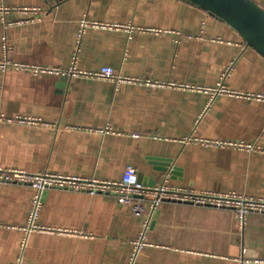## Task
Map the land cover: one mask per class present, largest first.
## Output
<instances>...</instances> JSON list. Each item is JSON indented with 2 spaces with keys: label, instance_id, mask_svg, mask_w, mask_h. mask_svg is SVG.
I'll return each mask as SVG.
<instances>
[{
  "label": "crops",
  "instance_id": "0c3cea01",
  "mask_svg": "<svg viewBox=\"0 0 264 264\" xmlns=\"http://www.w3.org/2000/svg\"><path fill=\"white\" fill-rule=\"evenodd\" d=\"M85 18L97 25L78 44ZM6 46L13 61L67 72L79 47L78 73L0 68V166L120 181L132 165L145 185L168 175L175 187L264 199V101L209 92L223 81L264 93V57L207 11L183 0H0V59ZM105 66L138 81L93 76ZM217 140L260 149L206 142ZM34 194L0 185V264H264V211L241 223L232 208L167 199L146 229L149 209L52 188L38 221L53 231L28 234Z\"/></svg>",
  "mask_w": 264,
  "mask_h": 264
},
{
  "label": "built area",
  "instance_id": "2783aa9c",
  "mask_svg": "<svg viewBox=\"0 0 264 264\" xmlns=\"http://www.w3.org/2000/svg\"><path fill=\"white\" fill-rule=\"evenodd\" d=\"M91 24L97 25V23H91V21H89L87 18L81 21L78 34V44L80 43L86 28ZM78 49L79 47H77V51L73 56V64L71 69H69V72L55 67H47L45 65L13 61L9 59V53L12 52V47L10 46H6L5 48V58L0 59V68L3 70L8 68L24 70L31 72L34 75H39L42 73H62V75L76 74L78 73L76 69ZM93 76L110 79L116 81L117 83L138 81L136 78L126 77L116 73L115 70L110 66L103 67ZM148 83L154 84L150 81H148ZM209 92L215 96L219 94H228L245 99L264 101L263 92L232 91L223 84V81ZM17 120L22 122L33 121V119L21 117H18ZM136 136L139 135L136 134ZM187 140L191 139L189 138ZM206 142L222 147H235L246 150L260 149V147L254 143H246L243 141L217 140ZM8 184H27L35 189L29 221L27 226L24 227L28 234L31 231H53V229L40 224L38 221L43 207L44 194L47 190L52 188H67L76 191H88L91 194L107 193L112 195L119 203L129 206L131 211L137 216L144 215L149 209L150 216H148L149 219L146 221V229L149 227V222L152 215L167 199L176 200L183 203H192L194 205L232 208L236 210L241 223L245 222L247 215L250 212L264 211V199H247L237 195V193L234 191L227 193L195 192L189 189L170 185L168 175L165 176L164 179L158 184L145 185L139 179L138 170L132 165L126 167L124 176L120 181L83 179L76 176L59 175L49 172L29 173L23 169L6 168L0 166V185ZM143 237L144 235L142 234V236L137 241H135V248L131 256V262H134L136 255L143 244ZM18 264H20V261Z\"/></svg>",
  "mask_w": 264,
  "mask_h": 264
},
{
  "label": "water",
  "instance_id": "95a60500",
  "mask_svg": "<svg viewBox=\"0 0 264 264\" xmlns=\"http://www.w3.org/2000/svg\"><path fill=\"white\" fill-rule=\"evenodd\" d=\"M195 5L235 30L264 57V8L254 0H183ZM168 171V168L165 169ZM175 173L171 169V174Z\"/></svg>",
  "mask_w": 264,
  "mask_h": 264
}]
</instances>
